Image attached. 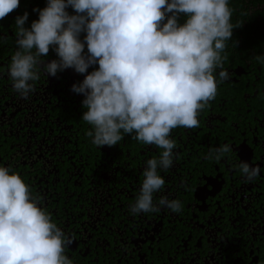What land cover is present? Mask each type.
<instances>
[{"label":"flooded vegetation","instance_id":"flooded-vegetation-1","mask_svg":"<svg viewBox=\"0 0 264 264\" xmlns=\"http://www.w3.org/2000/svg\"><path fill=\"white\" fill-rule=\"evenodd\" d=\"M47 5L20 0L0 20V167L23 179L71 241L64 255L72 264H264V59H256L264 57V14L253 23L261 36L234 45L237 61L214 71L217 94L200 111L199 126L170 133L173 166L158 168L165 184L153 201L179 200L182 210L131 214L147 161L159 160L164 149L123 131L115 146L92 143L87 133L93 128L82 120L85 96L72 88L98 70V62L84 74L66 69L50 76L43 65L59 60L58 46H51L35 69L40 78L29 82L34 91L22 98L14 90L9 68L17 51L16 19L28 13L30 29ZM86 35L79 37L84 56ZM221 70L227 80H220ZM222 145H230V153L209 158ZM242 162L260 174L247 181Z\"/></svg>","mask_w":264,"mask_h":264},{"label":"clouds","instance_id":"clouds-1","mask_svg":"<svg viewBox=\"0 0 264 264\" xmlns=\"http://www.w3.org/2000/svg\"><path fill=\"white\" fill-rule=\"evenodd\" d=\"M19 6L20 0H0V20ZM69 6L77 15L68 14ZM38 11L30 29L25 27L28 13L16 19L17 51L9 68L14 90L22 98L34 91L29 82L40 78L35 69L51 46H58L59 60L43 65L50 76L66 69L84 74L98 62V70L72 88L85 96L82 120L93 128L87 135L102 148L117 145L122 131L135 133L133 139L164 149L159 160L147 161L130 213L161 207L179 213V200L161 198L154 204L153 194L165 184L158 168L173 166L171 131L198 127L200 111L215 99L214 71L223 69L221 54L233 35L229 0H48ZM167 13L174 15L164 23ZM181 13L188 18L178 25ZM82 32L87 33L88 56L82 55ZM219 77L227 80L229 73L221 70ZM230 151V145H222L209 158L215 154L219 160ZM239 168L247 181L260 174L247 162ZM9 172L0 167V264H72L64 255L71 241L37 206L23 179Z\"/></svg>","mask_w":264,"mask_h":264},{"label":"trees","instance_id":"trees-1","mask_svg":"<svg viewBox=\"0 0 264 264\" xmlns=\"http://www.w3.org/2000/svg\"><path fill=\"white\" fill-rule=\"evenodd\" d=\"M170 2L171 0H169V3ZM229 7L232 8V17L230 23L233 26V37H231L233 40L230 39L225 41L226 48L221 54L222 56L226 57V60H224L223 63L225 65L237 61L235 58L236 54H234V45L238 47L240 44H250L252 43L254 34H256V36H261L259 31L261 26H254L253 23H255L257 16L264 14V0H229ZM66 11L69 15H77L71 6L66 8ZM250 12H254V15H250ZM172 15H174V13H167L164 23H167V19ZM187 18L188 17L186 14H179L177 17L178 25H183ZM252 25L254 27L250 28ZM238 28L242 30H244V28H248L249 30L248 32H244L242 35V32L236 33ZM253 30L258 31L255 33Z\"/></svg>","mask_w":264,"mask_h":264},{"label":"water","instance_id":"water-1","mask_svg":"<svg viewBox=\"0 0 264 264\" xmlns=\"http://www.w3.org/2000/svg\"><path fill=\"white\" fill-rule=\"evenodd\" d=\"M243 157H245V156H243Z\"/></svg>","mask_w":264,"mask_h":264}]
</instances>
